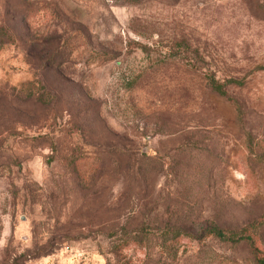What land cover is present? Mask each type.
I'll use <instances>...</instances> for the list:
<instances>
[{
    "label": "rangeland",
    "instance_id": "obj_1",
    "mask_svg": "<svg viewBox=\"0 0 264 264\" xmlns=\"http://www.w3.org/2000/svg\"><path fill=\"white\" fill-rule=\"evenodd\" d=\"M260 256L264 0H0V264Z\"/></svg>",
    "mask_w": 264,
    "mask_h": 264
},
{
    "label": "trees",
    "instance_id": "obj_2",
    "mask_svg": "<svg viewBox=\"0 0 264 264\" xmlns=\"http://www.w3.org/2000/svg\"><path fill=\"white\" fill-rule=\"evenodd\" d=\"M232 81V80H229ZM208 84L210 85V88L212 91L217 93L218 95H224V90L222 89V84L215 82L213 78H209ZM201 236L203 235H212L220 240H231L232 242H237L239 240H249L250 238L248 236H237L236 238H233V234H230L229 236H225L223 233V229L219 228L218 226H215L213 224H210L199 232ZM175 236V235H174ZM172 236V237H174ZM255 264H264V258L263 257H256L254 260Z\"/></svg>",
    "mask_w": 264,
    "mask_h": 264
}]
</instances>
